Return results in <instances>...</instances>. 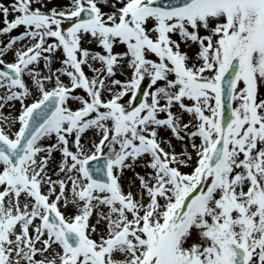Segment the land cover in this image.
<instances>
[{
  "label": "snow or ice",
  "instance_id": "1",
  "mask_svg": "<svg viewBox=\"0 0 264 264\" xmlns=\"http://www.w3.org/2000/svg\"><path fill=\"white\" fill-rule=\"evenodd\" d=\"M0 17V264H264V0Z\"/></svg>",
  "mask_w": 264,
  "mask_h": 264
},
{
  "label": "rangeland",
  "instance_id": "2",
  "mask_svg": "<svg viewBox=\"0 0 264 264\" xmlns=\"http://www.w3.org/2000/svg\"><path fill=\"white\" fill-rule=\"evenodd\" d=\"M0 3H2V4H4V5L7 6V5H9V4L11 3V0H0ZM51 3H52V4H55V5L59 8V7H63V6H65V5H67V4H69V3H70V0H51ZM104 10H107V9H104ZM11 18H12V15L10 14L9 17H8V19L10 20ZM2 19H3V18L0 17V26H3ZM68 26H69V24H68L67 22H63V23H62V27H68ZM20 31H22V28L18 27L17 29L12 30V32H11L10 34H11V35H16V34H18ZM6 39H7V37H5V36H0V40H6ZM18 46H19V45H18ZM88 47H90V48H91L92 50H94V51H103L102 48H100L99 46H97L95 43L88 45ZM181 47H182V49L184 48L183 45H181ZM123 50H124L123 47H120V48H114V51H123ZM56 56L61 57V56H62L61 51H57ZM12 58H13V57H12V54H11V53H9V55L3 57V59H4L6 62L11 61ZM150 58L155 59L154 55L151 56ZM53 66H54V67L58 66V62H54ZM99 66H100L99 63H97V64H96V67H99ZM85 72H86L89 76H91V72H89V70H88L87 68H85ZM125 75H127V73H125ZM125 75H121V74L118 72L115 78H118V79H122V80H123V79L125 78ZM25 78L27 79V77H25ZM62 80H64V82L67 83V78H66V77H62ZM75 92H79L80 95H84V94H85V93L83 92V90H74V94H75ZM106 95H107V94L105 93V96H106ZM126 99H127V96L125 97V100H126ZM26 102H31V101L29 100V101H26ZM10 103H14V104H15V107H14V108H9V107L7 106V104H5V106H4L3 108H0V112H3L4 114H8L9 112H11L13 115H15L16 112H17L18 109H19V103H18V102H10ZM69 106L75 108V107H78L79 104H78V103H73L72 101H69ZM161 115H163V114H161ZM185 118H187V117H185ZM16 127H18V124L16 125ZM6 130H7V129H6ZM161 132H163L162 129H161ZM92 135H93V132H91V131L87 132V137L90 138V137H92ZM41 143H45V144H46V143H48V141H47V140H42ZM174 143H175V141H174ZM54 155H58V153H54ZM136 171H138V172H140V173L142 174L143 171H144V169H143V168H137ZM182 171H185V172H186V171H189V169H187V168H183ZM131 175H132L131 172H129V171H127V170L125 171V178H128V177H130ZM121 182H122V184H124V180H122ZM124 186H125V190H127V185L124 184ZM61 211H64V209L61 208ZM67 214H68V213L65 212V215H67Z\"/></svg>",
  "mask_w": 264,
  "mask_h": 264
},
{
  "label": "water",
  "instance_id": "3",
  "mask_svg": "<svg viewBox=\"0 0 264 264\" xmlns=\"http://www.w3.org/2000/svg\"><path fill=\"white\" fill-rule=\"evenodd\" d=\"M225 108H226V105H225Z\"/></svg>",
  "mask_w": 264,
  "mask_h": 264
}]
</instances>
